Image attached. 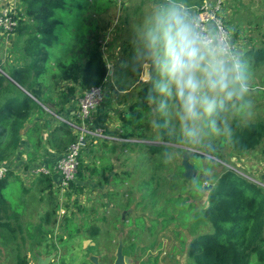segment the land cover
I'll return each instance as SVG.
<instances>
[{"label":"rangeland","instance_id":"obj_1","mask_svg":"<svg viewBox=\"0 0 264 264\" xmlns=\"http://www.w3.org/2000/svg\"><path fill=\"white\" fill-rule=\"evenodd\" d=\"M201 1L179 0L191 11ZM162 2L66 0L65 9L59 12L61 22L55 30L59 41L54 44L52 54L45 63L48 69L46 87H50L54 95L59 89L74 86L69 102L76 99L85 89L75 81L53 78L55 65L71 55L78 56L80 60L86 59L91 44L98 42L109 69L115 72L106 79L105 102L97 108L90 127L100 123L108 136L118 133L121 123L119 113L132 102L136 88L141 86L136 83L137 77L130 66H123L132 56L133 28ZM225 3L226 24L248 64L249 84L253 91L245 99L251 101L252 107L242 108V102L238 101L237 107H229L228 111L220 113L216 118L219 133L213 130L210 120L205 121L199 143L189 142L181 136L171 105L166 107L165 124L167 132L178 142H165L161 149L151 151L144 146L125 148L111 138L88 140L81 156L83 163L90 167L82 170V179L77 178V174L73 179L80 191L68 187L59 197L56 189L49 191L46 183L40 180L43 174L33 171L38 166L37 159L46 157V151L51 150L45 143L50 126L45 128L47 134H43L44 141L37 148L26 141L27 134L22 130L24 141L20 149L10 155L13 157L9 166L13 176L8 177L10 182L4 193L11 203H21L28 214L37 213L42 226L33 227L26 236L20 235V255L27 254L32 264H37L38 256L49 254H53L49 264H95L92 257L97 259L98 264H112L120 249L131 259L130 264H190L193 260L187 257V253L192 238L197 233L210 230L203 211L209 204L213 179L222 171L220 164L231 166L264 185V129L253 150L240 152L225 149L228 164L213 157L209 165L202 161L195 177L183 175L181 161L185 151L193 153L188 158L192 163L195 151L204 143L217 144L220 137H227L228 131L220 123V118L228 121L231 134L234 124H264V57L257 61L255 51L261 49L264 54V0H225ZM22 6V0H0V8L19 11ZM95 33L99 35L93 39ZM25 35L0 31V66L19 61V48ZM144 72L142 79L147 81V66ZM123 81L128 87L126 90L119 88ZM153 106L155 116L159 117L162 109L158 105ZM73 114L75 116L67 115L62 119L79 122L75 111ZM34 116L27 126L35 122ZM51 119L47 121L52 123ZM152 122L149 126L154 130L153 141L162 142L157 140L160 139L161 127H153ZM38 123L41 125L42 122ZM142 128L145 129V126ZM64 144L65 140L60 143L61 150ZM91 169L95 170L92 172ZM21 197L28 200L18 202L17 198ZM74 229L78 233H74ZM7 237L2 239L7 240ZM4 255L1 264L13 260V252L6 251ZM251 264H259L256 257L251 258Z\"/></svg>","mask_w":264,"mask_h":264},{"label":"trees","instance_id":"obj_2","mask_svg":"<svg viewBox=\"0 0 264 264\" xmlns=\"http://www.w3.org/2000/svg\"><path fill=\"white\" fill-rule=\"evenodd\" d=\"M22 2V8L12 12L17 25L11 31L26 34L19 48V61L0 66L5 73L0 71V164L8 167L0 179V211L5 212L9 209L18 211L17 204L7 201L4 190L10 182L8 177L13 176V170L9 167L12 164L10 160L13 159L10 155L18 151L24 141L22 130L27 134L26 141L33 148H37L44 141L45 128L50 126L45 143L60 156L76 135V130L62 119L67 115L72 117L67 105L75 87L59 89L53 95L54 92H50V87H46L45 84L48 71L45 63L52 54L54 44L59 41L55 30L61 22L58 15L65 9L66 0ZM194 10L195 8H192V11ZM102 30L98 33L100 34ZM98 35L95 33L93 39ZM99 47L98 42L92 43L84 60H80L76 55L59 60L52 77L62 81H75L84 89L104 84L107 77L113 75L115 71L110 72L111 69ZM255 51L256 60H262L264 57L262 50ZM150 87V84L145 83L136 88L135 98L119 113L121 123L118 133L115 134L118 139L115 140L120 142L122 147L144 146L156 151L165 146V142H178L177 138L167 132L166 108L160 111L159 117H156L155 107L144 99V90ZM119 88L128 89L124 81ZM33 115H36L33 117L36 118L35 122L27 126ZM48 118H52V123L47 121ZM36 120L42 122L41 125ZM150 121H153V127H161L160 139L157 140L162 142L153 141L154 130L150 127ZM97 125L100 123L96 122L93 126ZM232 129L230 137L226 134L227 137H220L217 144L209 142L199 147V150L206 153L195 151L191 161L196 169L201 167L203 160L209 165L213 157L228 164L225 149L240 152L253 150L260 141L264 124L262 122L241 126L234 124ZM64 140L62 151L60 143ZM86 143L87 141L84 146ZM89 167L83 163L80 153L77 178L82 179L84 176L82 170L85 171ZM220 167L222 171L213 179L209 204L203 211V216L210 223V230L206 233H197L192 238L187 253V257L193 260L190 264H251L252 257H256L259 264H264V186L231 166L220 164ZM94 170L91 169L92 172ZM40 180L46 183L49 191H52L51 176L43 174ZM196 180L201 182L200 179ZM70 187L80 191L73 180L69 183ZM73 231L78 233L75 229ZM18 259V264H32L27 256H19Z\"/></svg>","mask_w":264,"mask_h":264},{"label":"clouds","instance_id":"obj_3","mask_svg":"<svg viewBox=\"0 0 264 264\" xmlns=\"http://www.w3.org/2000/svg\"><path fill=\"white\" fill-rule=\"evenodd\" d=\"M130 66L137 84H150L144 99L160 109L174 108L180 134L199 143L202 125L237 107L251 108L245 97L253 91L244 53L227 31L201 20L179 0H163L133 28ZM147 66L148 80L142 79ZM231 136L228 121L220 118Z\"/></svg>","mask_w":264,"mask_h":264},{"label":"built area","instance_id":"obj_4","mask_svg":"<svg viewBox=\"0 0 264 264\" xmlns=\"http://www.w3.org/2000/svg\"><path fill=\"white\" fill-rule=\"evenodd\" d=\"M194 8L195 10L193 12L198 14L202 21L205 19L215 22L218 27L227 31L236 45L237 42L235 43L226 24L225 0H202L200 4ZM13 11L14 10L9 9L8 7L0 8V31L3 30V32L7 33L13 31L16 27L17 21L12 17ZM104 84L91 86L83 90L74 101V111L79 122H76L73 119L71 122H68L69 125L76 130V135L75 139L69 143L66 151L59 156L57 161L51 167L40 165L36 166L33 170L34 172L49 175L53 180L55 178V187L58 194H62L66 191L69 187V183L74 179L79 164V155L86 141H94L95 139L109 140L108 138H111V140L118 139L115 135L108 136L102 125L90 127L93 123V115L97 108L105 102V94L103 93L105 91ZM7 170V165L0 164V179L4 176Z\"/></svg>","mask_w":264,"mask_h":264},{"label":"crops","instance_id":"obj_5","mask_svg":"<svg viewBox=\"0 0 264 264\" xmlns=\"http://www.w3.org/2000/svg\"><path fill=\"white\" fill-rule=\"evenodd\" d=\"M75 100L76 99H72L67 106V110L69 111V114L72 115V117L74 116L73 106H74ZM46 152H47L46 157L42 159H37V162H39L38 166L45 164L46 167H51L60 156L58 152L53 151L52 149L47 150ZM55 181H56L55 178L54 180L52 179L53 189H56ZM55 193L57 196L59 195L57 191ZM17 200H20L18 202H26V200L28 199L21 197V198H17ZM7 201L10 203L8 199ZM17 207H18L17 212L11 211L10 209L8 210V212H5L4 210L0 211V264L4 260V257H5L4 254L6 251L7 252L10 251L14 253V256L12 255L11 257L13 260L10 261V263L8 264H18L19 256L21 257L27 256V259L29 260V257L27 254H22V255L19 254V251L21 250L20 235L26 236L30 234L33 227L42 226L40 223V217H38L39 215L38 216L36 215L37 213L28 214L24 210L26 208L21 203H17ZM40 230H43V229H40ZM6 236H8L6 238L7 240L2 239ZM15 253H18L19 255L18 254L15 255Z\"/></svg>","mask_w":264,"mask_h":264},{"label":"water","instance_id":"obj_6","mask_svg":"<svg viewBox=\"0 0 264 264\" xmlns=\"http://www.w3.org/2000/svg\"><path fill=\"white\" fill-rule=\"evenodd\" d=\"M0 71L2 73H4V71L1 69V67H0ZM110 72H111V70H110ZM192 154L193 153H189L188 151H185L183 156H182L181 165L184 168L183 175H184V177H187V178L195 177L197 174V169L188 160L189 155H192ZM52 256H53V254H49L45 257L38 256L37 257V259H38L37 264H49ZM91 260L95 264H98V261H97V259H95V257H92ZM130 263H131V259L128 256L124 255L120 249H118L116 254H115V259H114L112 264H130Z\"/></svg>","mask_w":264,"mask_h":264}]
</instances>
